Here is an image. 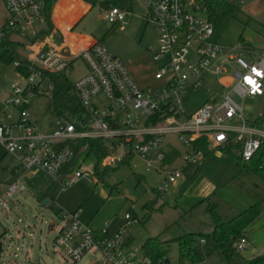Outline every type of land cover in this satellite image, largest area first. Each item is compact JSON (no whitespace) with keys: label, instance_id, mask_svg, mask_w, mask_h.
Wrapping results in <instances>:
<instances>
[{"label":"built area","instance_id":"built-area-1","mask_svg":"<svg viewBox=\"0 0 264 264\" xmlns=\"http://www.w3.org/2000/svg\"><path fill=\"white\" fill-rule=\"evenodd\" d=\"M3 1L7 23L19 27L23 34H36L40 31L35 30L36 25H46L47 0ZM140 1L146 6L147 18L160 29L152 54L155 84L141 85L129 67L101 42L80 48L62 45L45 49L30 43L24 60L28 74L19 73L26 82L12 84L0 110V145L9 153L21 155L22 168L43 170L62 186L94 176L72 145L88 138L104 140L107 153L100 161L103 167L138 156L147 169L166 171L165 180L157 187L160 192L183 176L180 167L168 169L164 163L163 145L168 135L183 144L186 163L205 158L203 149L196 145L205 137L213 148L230 147L245 163L258 162L264 173V110L248 119L236 99L264 94V49H257L246 39L232 47L216 41L206 0ZM131 14V9L113 4L105 9L104 16L125 24ZM3 36L0 29V39ZM79 59L86 71L73 81L72 92L81 110L61 116L51 133L40 130L29 110L31 98L50 91L52 96L55 83L50 73L70 76ZM22 64L20 60L15 62L17 66ZM214 76L219 86L209 87ZM200 87L207 89L210 98L187 112L184 97L190 89ZM23 188L16 180L0 195L5 211L11 210L14 193ZM60 216L63 224L56 242L73 261H80L86 252H100L110 264H151L141 253L127 251V227L136 220L130 211L113 232L109 220L95 228L81 220L79 210ZM247 242L242 237L236 246L244 251Z\"/></svg>","mask_w":264,"mask_h":264},{"label":"rangeland","instance_id":"rangeland-1","mask_svg":"<svg viewBox=\"0 0 264 264\" xmlns=\"http://www.w3.org/2000/svg\"><path fill=\"white\" fill-rule=\"evenodd\" d=\"M123 9H131L132 14L127 22H111L103 18L100 0L96 8L87 16L84 23L102 42L113 51L130 69L138 82L143 85L155 84V65L152 61L154 46L158 45L160 29L157 24L147 18L145 4L140 0H117ZM233 10L216 27L214 39L230 47L240 39L250 38L252 43L264 47V0H225ZM8 20V18H7ZM45 25H36L35 30ZM103 34L107 37L104 39ZM35 34L28 31L25 35H16V39L25 44ZM36 41V40H35ZM25 42V43H24ZM34 42V41H33ZM3 48H0V54ZM28 52L23 46L18 48V56L23 59ZM244 55V54H243ZM245 56V55H244ZM75 72L69 77L75 80L86 71L82 60L74 64ZM218 77L209 80V87H216ZM26 82L17 70L15 63L7 64L0 59V110L5 106V99L11 92L12 84ZM73 91V90H72ZM208 93L206 88L190 89L184 99L185 108L189 109L200 98L199 93ZM52 91L39 93L31 98L29 110L32 120L44 132L53 131L61 115L53 107ZM243 105L244 115L249 119L264 108V95L236 97ZM68 115V114H67ZM168 147L165 151L164 163L167 168L181 166L183 144L173 135L165 138ZM3 149L0 147V151ZM213 152L198 169V163H187L185 179L180 186L170 185L167 192L159 195L156 188L165 180L166 171L157 172L147 169L144 161L135 156L130 162L106 168L102 177L95 172L97 157L90 150L80 154L79 160L94 172V176L82 178L74 183L58 185L55 179L43 170H28L25 174L13 177L6 163H0V195L8 187L7 181L20 180L24 186L18 189L10 202L11 210L5 211L0 205V231L6 232L3 238V254L1 264H110L100 252H86L80 261H73L64 248L56 242L60 226L63 224L60 213L79 210L80 218L86 223L102 224L106 219L120 223L127 211H132L139 220H132L133 225L128 232L133 237L131 251L141 253V246L150 234L158 233L161 240L188 231L211 232L206 226H197L198 221H213L208 208L216 204V210L224 219H230L248 209L253 204L264 201V174L256 170L238 168L231 163L230 154ZM12 158V156H9ZM200 165V164H199ZM101 171L105 167L99 163ZM35 171V174L32 172ZM249 171V172H248ZM193 173V174H192ZM141 176V179L138 180ZM198 176V177H197ZM202 180H213L216 185L212 198L203 199L204 208L186 214L178 207L186 209L198 204L197 195L202 187ZM54 187L55 199L40 201L45 191ZM44 192V193H43ZM155 206V208H153ZM198 206V205H197ZM262 212L251 223L247 230V249L242 253L247 258L264 254V204ZM169 221V224L166 223ZM175 221V222H174ZM172 222V223H171ZM168 224V225H167ZM179 232V233H177ZM168 264H180L178 244L173 241L167 246ZM199 248L205 260L200 264H227L226 260L215 252L210 257L202 241ZM130 252V250H127ZM195 264V263H185Z\"/></svg>","mask_w":264,"mask_h":264},{"label":"trees","instance_id":"trees-1","mask_svg":"<svg viewBox=\"0 0 264 264\" xmlns=\"http://www.w3.org/2000/svg\"><path fill=\"white\" fill-rule=\"evenodd\" d=\"M54 1L55 0H47L46 27L39 31L36 37L48 34L52 31L51 12ZM107 2H110V0H107ZM205 3L208 6L209 18L214 23L215 28L233 10V7L225 0H206ZM1 29L4 31V36L0 39V48H3L0 59L7 64L15 63L18 60L22 61V65H16V70L18 73L28 74L27 67L24 65L25 61L19 59L17 44L12 39L13 35H20L22 33L21 29L17 26H9L8 23ZM50 77L55 83L53 95L51 96L53 107L59 114L61 116H68L69 112L81 110V105L72 92L74 80L64 73H50ZM72 145L75 147L78 155L83 152L84 147H87V149L89 148L90 152H94L98 160L95 166V172L99 174L100 178H103L102 172L105 173L106 168L112 167L107 166L103 171L99 168L100 161L107 153L104 140L99 138H88L72 143ZM196 145L203 149L205 155H209L212 151L205 137L200 138L196 142ZM225 151H227V149ZM126 162L131 163V160L129 159ZM246 166L264 174L261 169H259V164L256 161L246 163ZM137 177H139L138 180L141 179V176ZM45 198H49L50 200L55 199L54 187L45 191V193L40 196V201ZM262 204H264V201L260 204L259 202L253 204L248 209L228 220L224 219L218 213L215 208L216 204H211L208 208L214 222V229L211 232L188 231L169 241L161 240L158 236L149 237L141 246V254L149 258L151 264H168L169 248H167V246L170 242L175 241L178 244L180 264L189 262L200 264L205 260L204 254L199 248V242L203 240L207 255L211 256L215 252H218L226 260L227 264H264V254H259L253 258H247L236 246V243L242 237H246L247 239L246 233L248 227L262 212ZM60 215H62V213H60ZM134 219L136 218L134 217ZM5 234L6 232L0 231V245L3 242Z\"/></svg>","mask_w":264,"mask_h":264},{"label":"crops","instance_id":"crops-1","mask_svg":"<svg viewBox=\"0 0 264 264\" xmlns=\"http://www.w3.org/2000/svg\"><path fill=\"white\" fill-rule=\"evenodd\" d=\"M130 1L132 2L133 0H130ZM97 2H98V0H55L53 5H52V12H51V21H52V26H53L52 31L48 34H43L39 37H36V35L38 34V33H36L33 37H29V41H27L26 43L24 42L25 44H23V41L16 39V42H19V43H17V52H18V48L20 46L21 47L23 46V49L26 52H28L27 46L30 43H34L35 46L42 47V49L48 48L50 46H62V45L73 47V48L74 47L80 48V47H87V46H89L95 42L103 43L102 38H98L100 36H97L94 32H91V30H89L90 28H87L85 26L86 23H84L87 16L96 8ZM100 3H101V5H100L101 11H103L105 13L106 8L110 7L112 4L117 5L118 1L117 0H110V2H107V0H100ZM7 18H8V11L6 9L5 3L3 0H0V29L3 28V26L7 23ZM103 18H105V16ZM112 22H115L117 24L118 21H112ZM45 27H46V25L43 28H41L40 31L42 29H44ZM17 36L16 35L12 36L13 41L15 40V37H17ZM103 37L105 39L107 37V35L103 34ZM246 40H249L251 42V44H253L250 38H248ZM255 47L257 49H264V47L263 48H260L257 46H255ZM154 48L155 49L153 51H155L157 49V45L154 46ZM27 58H28V54L23 59H21V58H19V59L26 60ZM216 84L219 86L218 82H216ZM262 95H264V94H262ZM262 95H259V96H262ZM196 96L198 98H200L199 103H196L195 105H194V103L191 104V105H193V107H190L189 109L186 108L187 112H191V111L195 110L196 108H198L200 105H202L205 101H207L210 98L209 93H202L201 92L200 94L198 93ZM184 99H185V97H184ZM262 110H264V108ZM53 131H51V132H53ZM51 132H47V133H51ZM0 147L3 149L2 151H0V163H6L5 166L7 168V171L10 169V172H11L13 177L17 176L18 173L23 175V174H25L26 171H28V169L22 168V164H21L22 162H21V155L20 154L9 153L6 151V149L3 146L0 145ZM167 147H168V144L166 142L163 145V150L166 151ZM209 147L211 148L212 151L210 152L209 155H205V158L203 159V161L201 163H198V169L205 163V161L208 159V157L213 152L218 151V152L222 153V154H219L218 156H223V153L230 154V156H234V157L230 158L231 163L238 166V168L245 169V171L249 170L247 168L248 166H246V163L241 160V158L238 155V152L235 149L229 147L227 149V151H225L222 149L213 148L212 146H209ZM184 150L185 149L183 148V151ZM183 151H182V154H183ZM9 156H12V158H9ZM181 159L183 160L182 155H181ZM188 164H191V163H188ZM187 166L188 165L184 160H183V164L181 166H176V165L171 166V168L180 167L183 170V176L179 179V181L177 183L173 184L174 186H176V187L180 186V184L183 182V180H186L185 174L187 172L186 171ZM29 170H33V169H29ZM34 170L38 171L39 169H34ZM35 171H33L32 173L35 174ZM12 182H11V180H8L7 185L9 186V184ZM205 182L207 185L205 187L203 186L202 187L203 189H200L199 193L196 194L197 199H199V202L197 204L198 206L197 205L191 206L188 209H186L183 206L178 207L179 209L181 208V210L184 211L187 215L190 213H194L197 210H201L200 212L202 214V209H198V208H202L205 204V202H203L202 200L206 199V197H208L209 199L213 197L212 194H214V190H215V187L217 184H215L213 180H202V184H200V185H204ZM7 188H6V190H7ZM156 190H157V188H156ZM167 190L163 191V192H160L157 190V192L159 195L163 196L167 192ZM153 208H155V206ZM130 212L132 213V211H130ZM133 216L136 218V220H139V217L137 215L133 214ZM107 220L110 221V231L111 232H113L116 228H118L122 223L125 222V219L123 216L120 223H117V221H115V219L114 220L106 219L102 224H99V225L92 224L93 221H91V223H87V224H89L95 228H101L104 226V224ZM166 223L169 224V221H166ZM132 225L133 224H130V225H128V227H130ZM201 225L206 226L210 231H212L214 229V222L213 221H208V220L198 221L197 226H201ZM128 227H127V245H128L127 250L129 249L131 251V248L133 247V237L128 232ZM177 233H179V232H177ZM158 235H159L158 233L150 234L149 237L158 236ZM177 236H178V234H176V236H170V238L166 239L165 241H169V240H171ZM247 239H248V237H247ZM201 241L204 243L203 240H201ZM2 254H3V242L0 245V261L2 258ZM208 257H210V256H208Z\"/></svg>","mask_w":264,"mask_h":264},{"label":"water","instance_id":"water-1","mask_svg":"<svg viewBox=\"0 0 264 264\" xmlns=\"http://www.w3.org/2000/svg\"><path fill=\"white\" fill-rule=\"evenodd\" d=\"M49 201V198L48 199H46V201L45 202H48Z\"/></svg>","mask_w":264,"mask_h":264}]
</instances>
